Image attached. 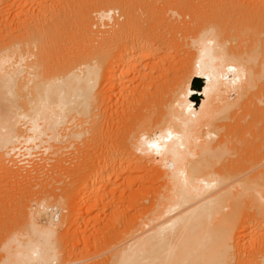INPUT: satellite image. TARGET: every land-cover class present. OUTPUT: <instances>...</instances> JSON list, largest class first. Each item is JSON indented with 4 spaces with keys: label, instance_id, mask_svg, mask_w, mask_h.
Returning a JSON list of instances; mask_svg holds the SVG:
<instances>
[{
    "label": "bare ground",
    "instance_id": "1",
    "mask_svg": "<svg viewBox=\"0 0 264 264\" xmlns=\"http://www.w3.org/2000/svg\"><path fill=\"white\" fill-rule=\"evenodd\" d=\"M3 206L0 264H264V0H0Z\"/></svg>",
    "mask_w": 264,
    "mask_h": 264
},
{
    "label": "rangeland",
    "instance_id": "2",
    "mask_svg": "<svg viewBox=\"0 0 264 264\" xmlns=\"http://www.w3.org/2000/svg\"><path fill=\"white\" fill-rule=\"evenodd\" d=\"M201 99V98H200ZM201 102V100H199V103ZM98 138H96L95 140L96 141H98L97 140ZM95 140H92V141H95ZM92 141H90V143H93ZM83 142H81L79 145H80V149H74V151H73V148H69L68 150L66 149L62 154H61V158H62V156H63V158H64V161H66V162H64V161H62V159L60 160V162L61 163H59V162H51V164H48V170H46L45 169V171L44 172H41V173H37L38 174V178H37V174H34V177L36 178V180L38 179V181H40L39 179H41L42 178V183H43V180H44V185H45V183L47 184V183H49V181L51 180L52 181V185H46V186H48V188L47 189H45L46 187H44L43 186V184H41V181H40V184H39V182L38 181H36V182H38V183H36V182H31V181H33L35 178L33 177V180H31L30 181V179H21L22 181H20L22 184H20V182L18 183H16V186H18L17 184H20V186H18V187H16V192H10V193H12V195H14V198H16V201L17 202H14V204H13V206L12 207H15L14 209L11 207L10 208V211H12V210H14L15 211V213L13 212V214H17V213H19V209H18V207H16V205L17 206H20V204H21V201L23 202V203H27L28 205L31 203L32 204V202H34V201H31V200H33L34 199V197H36L35 195H37L38 194V192L40 193V191L42 190V192L44 191V190H46V191H49L50 192V190H51V192L54 190V188L55 189H57L56 190V192L57 193H69V194H71L70 196L71 197H73V194H74V192L77 190V186H76V179H78V177H79V174H82V168H84V166H86V164L85 165H83L86 161H88V151L89 150H87V149H85V145H83L82 144ZM86 144V143H85ZM94 144V143H93ZM93 147H94V145H93ZM82 149V150H81ZM90 149H92L91 147H90ZM41 149H36V150H34L33 151V153L34 152H36V153H34L33 155H30L29 156V158L27 157V159H30V161L29 162H31L32 160H34V159H36V158H40V156H41V154H37V152L38 151H40ZM76 150H78V151H80V152H77ZM85 150V152H83ZM76 151V152H75ZM93 151L94 150H92L91 152L93 153ZM38 153H40V152H38ZM36 154V155H35ZM43 154H46V153H43ZM85 154V155H84ZM47 155V154H46ZM45 155V156H46ZM31 157H33V159L31 158ZM85 157H87V158H85ZM66 158V159H65ZM81 158V159H80ZM23 160H25L24 158H22ZM80 160V161H79ZM28 162V163H29ZM64 162V164H62ZM55 163H59V164H62V166H63V168H61V167H59V164H56V166L54 165ZM87 163V162H86ZM68 166V167H67ZM54 167V172H52V168ZM56 167V168H55ZM59 167V168H58ZM73 168V169H72ZM55 169H57L56 171H55ZM60 169H62V170H60ZM71 169V170H70ZM59 170V171H58ZM80 170V171H79ZM78 171V172H77ZM61 173V175L59 176V174H57L56 175V173ZM63 172V173H62ZM72 172L74 173V177H73V174H72ZM79 173L78 174V176L76 175L77 173ZM81 172V173H80ZM71 173V174H70ZM76 173V174H75ZM47 174V175H46ZM50 176H49V175ZM53 175H55L56 177H55V179H54V176ZM43 176H44V178H43ZM59 176V177H58ZM67 176V177H66ZM71 176H72V178H71ZM41 177V178H40ZM49 177V178H48ZM48 178V179H47ZM58 179V180H57ZM25 180V181H24ZM63 180V181H62ZM73 180H74V182H73ZM9 181V180H8ZM11 182H16V180H10ZM29 181H30V183L31 184H29ZM72 182H73V184H72ZM76 182V183H75ZM32 183H35L32 187H30V185H32ZM66 183H67V185H66ZM13 184H15V183H13ZM50 184V183H49ZM39 185H41V186H39ZM78 185V184H77ZM42 186L44 187V190L42 189ZM142 186H144V183H141L140 185H134V186H131L130 188L128 187H126V188H124V189H126V191H127V196H129V193H131V192H135V191H137V190H139ZM34 187H36V188H34ZM19 190H18V189ZM21 188H22V190H21ZM34 189L33 191L31 190V192H29V189ZM27 189V190H26ZM37 189V190H36ZM49 189V190H48ZM61 189H63L62 191H61ZM67 190V191H66ZM27 191V192H26ZM66 191V192H65ZM37 194H36V193ZM45 192V191H44ZM15 193H17V194H15ZM26 193V194H25ZM23 194H25V197H24V195ZM16 196V197H15ZM34 196V197H33ZM3 199V198H2ZM4 199L6 200V197H4ZM25 200V201H24ZM74 204L75 203H73V200L70 202V204H69V206H74ZM78 205V207L80 208V206H79V204H77ZM4 207V206H3ZM0 207V212L2 213V212H6V208L4 207ZM123 207H129L128 206V204H124L123 205ZM4 209V210H2V209ZM12 209V210H11ZM18 212H17V211ZM99 211L100 210H97V211H95L94 213H93V215L92 216H98L97 215V213H99ZM17 212V213H16ZM104 212H101L99 215V217H100V221H99V223L97 224V225H95V231H96V229L100 232V234H102L103 232H105L104 234L105 235H108V233H111L110 231H112V227H113V225H111L110 224V220L111 219H109L110 218V213H112V212H107L106 214L104 213ZM133 213V212H132ZM9 214H11L10 212H9ZM95 214V215H94ZM108 214V215H107ZM128 214V215H127ZM126 215H125V217L124 218H126V216L128 217L129 216V212L127 213ZM105 215V216H104ZM7 216H8V214H7ZM7 216L5 217V218H7ZM14 216V215H13ZM11 217V215H9V217H11V218H7V220L5 221L6 223H9L10 225L13 223V222H11L12 220H14L15 218L14 217ZM61 216H63V215H61ZM61 216H60V220H63V217L61 218ZM0 217H1V215H0ZM5 218H3L2 220H5ZM16 218H17V216H16ZM9 220H11V221H9ZM9 221V222H8ZM15 221L16 220H14V223H15ZM1 223H0V226H1V228L2 227H4L3 228V231L2 230H0V233H2V232H4V231H6L5 230V227L6 226H8V228H7V230L9 229V225H4V226H2L1 224H2V222L3 221H0ZM5 222H3V223H5ZM5 223V224H6ZM13 223V224H14ZM112 223V222H111ZM113 224V223H112ZM121 224H123V222L121 223ZM15 225V224H14ZM16 225H18L17 223H16ZM90 226H92V225H90ZM11 227V226H10ZM108 228V227H110L109 228V232H108V229H106V228ZM0 228V229H1ZM15 228V227H14ZM13 228V229H14ZM76 228V227H75ZM115 228V230L116 229H118V227H114ZM12 229V228H11ZM106 229V230H105ZM10 231V229L7 231V233L4 235L3 233V235L4 236H8V232ZM72 231H74V230H71L70 232L73 234V232ZM97 231V232H98ZM71 233H69L68 235V237L71 239L70 241L71 242H76V243H80L81 241H83V239L85 238V235L82 233V232H80V233H76V235L74 236V234L73 235H71ZM10 234V233H9ZM89 234L91 235V234H95L96 235V233H94V232H89ZM80 235V236H79ZM1 236V238H2V235H0ZM71 236V237H70ZM87 236H89L88 234H87ZM109 236V235H108ZM77 237V238H76ZM4 238V237H3ZM67 238V237H66ZM72 238H73V240H74V238H75V240L74 241H72ZM67 241H68V239H66ZM70 241H68V242H70ZM67 243V242H66ZM72 243H70V244H66V247H68V250H69V248H70V245H71ZM101 246L102 245H99L98 246V248L100 249L101 248ZM67 249V248H66ZM103 249V248H102ZM95 249H93V251H94ZM108 252V251H107ZM106 252V250L105 251H103L102 250V252H100L99 254H98V256H96L95 257V260H99V258L100 259H102V260H104V258H107V256H108V253ZM103 254V255H102ZM105 254V255H104ZM102 255V256H101ZM99 257V258H98ZM78 258V257H77ZM77 258H76V260H77ZM94 259V258H93ZM93 259H91V260H84V261H76V260H74L73 262H66L65 264H86V263H89V262H91ZM101 260V261H102Z\"/></svg>",
    "mask_w": 264,
    "mask_h": 264
}]
</instances>
